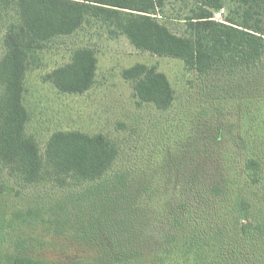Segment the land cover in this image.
Wrapping results in <instances>:
<instances>
[{
	"label": "trees",
	"instance_id": "trees-1",
	"mask_svg": "<svg viewBox=\"0 0 264 264\" xmlns=\"http://www.w3.org/2000/svg\"><path fill=\"white\" fill-rule=\"evenodd\" d=\"M164 1L0 0V264H88L86 251L103 264H264V192H256L264 175V0H230L222 20L214 13L225 0H196L182 34L161 22ZM92 20L110 38L124 35L138 50L181 60L202 81L199 97L208 109L219 112L223 102L241 111L233 133L232 124L218 123L204 141L231 137L242 154L231 175L210 167L214 176L197 181L202 148H170L163 163L176 159L162 170L174 182L162 186L161 199V170L138 180L139 167H116L120 148L103 133L55 129L41 148L37 130L29 131L37 104L27 106L28 73L41 67L54 40ZM97 65L93 48L76 47L41 81L82 94L95 83ZM121 76L138 106L173 105L174 88L156 64L136 62ZM38 184L57 192L19 196L18 189ZM132 205H152L150 221ZM16 220L30 235L32 226L51 235H32L31 248L16 249L9 246Z\"/></svg>",
	"mask_w": 264,
	"mask_h": 264
},
{
	"label": "rangeland",
	"instance_id": "rangeland-1",
	"mask_svg": "<svg viewBox=\"0 0 264 264\" xmlns=\"http://www.w3.org/2000/svg\"><path fill=\"white\" fill-rule=\"evenodd\" d=\"M195 2L196 0H165L158 12L161 22L174 33L182 34L184 18L190 13ZM229 4L230 0H225L224 9L215 12L214 18L224 19ZM81 46L93 48L98 57L95 83L91 88L82 94H63L57 92L48 82L41 81L42 74L65 63L69 59L70 51ZM136 62L156 64L158 70L167 76L175 91L174 103L167 110L159 111L151 104L140 106L136 104L131 83L121 76L123 68ZM26 80V86L29 89L26 94L27 106L32 108L37 104L29 131L37 130L38 133L35 134L41 148L48 135L55 129L68 128L88 133H103L115 141L120 148L116 167L122 166L129 168L130 171H135L134 167H139L138 180L144 179L147 173L152 171L157 173L161 170L159 177L162 179L157 180L161 181L159 187H156L157 198H164L163 185L174 182L170 179L169 170L165 176L162 170V167H170L172 159H176L174 157L169 163H163L164 154L170 151V148L174 151L177 148L184 150L185 148H202V151L198 149V153L195 154L199 156L195 160L196 165L205 159L206 162L202 166L203 171L195 174L197 181L202 177L214 176L209 174L210 167L222 168L223 172L231 175L239 165L242 154L233 144L230 136L226 135L221 142L210 146H204V141L208 140L207 131L213 130L218 123L225 124L227 129L232 124L230 127L233 133L241 111H238L234 104L226 105L223 102L221 104L224 108L219 112L208 109L207 103L199 97L202 81L192 72L186 71L181 60L138 50L124 35L110 38L104 26L97 21L87 22L73 34L54 40L43 53L41 67L29 72ZM151 148L153 150H150ZM148 157L151 161H148ZM263 180L256 187L259 195L264 192ZM18 190L21 192L20 197L32 200L38 195L57 192V189L51 185L42 184L25 186ZM138 196L143 200L146 199V197ZM152 207L151 205L145 209L140 205L131 206L132 210H138L135 214L143 210L144 215L148 216L145 218L147 222L150 221ZM158 211L159 208L153 209L154 214ZM19 224L20 220H16L9 229L12 242L8 245L16 249L31 248L32 235H40L44 239L51 235V232L36 226L27 228L32 234L30 235L26 230L23 231L26 228L25 225L19 226ZM136 228L137 225L134 230ZM13 232L18 235L17 240L13 238ZM82 253L81 259H85L88 264L104 263L93 251ZM95 260L98 263H93Z\"/></svg>",
	"mask_w": 264,
	"mask_h": 264
}]
</instances>
